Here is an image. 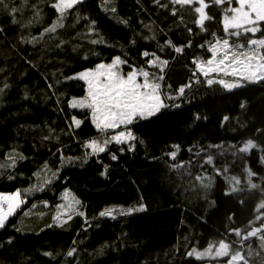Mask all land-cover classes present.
I'll list each match as a JSON object with an SVG mask.
<instances>
[{
	"label": "trees",
	"instance_id": "1",
	"mask_svg": "<svg viewBox=\"0 0 264 264\" xmlns=\"http://www.w3.org/2000/svg\"><path fill=\"white\" fill-rule=\"evenodd\" d=\"M54 2L0 4V192L20 189L26 199L0 229V264H228L230 256H210L222 243L231 255L240 254L239 264H264V78L227 89L208 84L193 63L211 57L216 38L251 48L249 39L264 38V22L255 37L235 38L223 32L227 3L205 0L212 19L201 31L198 3L82 0L63 28L41 36L59 18ZM13 6L20 11L12 13ZM152 53L168 61L162 71L148 64ZM116 56L127 61L120 66L124 75L133 68L148 71L168 107L118 129L133 132V150L112 142L89 155L86 142L110 139L116 130L101 131L90 109L70 107L87 87L66 78ZM174 146L175 160L168 155ZM14 151L25 159L12 168ZM61 154L72 162L62 164ZM53 172L44 191H23ZM67 189L85 215L59 227L53 217ZM141 205L142 212L99 216L106 208Z\"/></svg>",
	"mask_w": 264,
	"mask_h": 264
},
{
	"label": "snow or ice",
	"instance_id": "2",
	"mask_svg": "<svg viewBox=\"0 0 264 264\" xmlns=\"http://www.w3.org/2000/svg\"><path fill=\"white\" fill-rule=\"evenodd\" d=\"M158 4L160 0H155ZM216 5H222L227 3L228 8L224 10V15L222 18L223 32L226 36L231 35L232 37L239 38L241 36L251 34L253 37L257 33L262 31L261 23L264 22V0H235L238 5L236 7H231L233 0H213ZM82 3V0H55L50 6L55 9L58 13V20L55 21L51 27L43 29L41 36L44 33H54L58 28H63V20L66 18L69 10L73 9L74 6ZM174 5H193L198 3L199 6L195 7L194 11L198 14V19L196 20V25L201 31H205L204 25L206 21L212 19L206 13V9L209 7L205 0H171ZM0 4H3V0H0ZM5 8L8 5H4ZM20 9L17 7H11L12 13L19 12ZM115 12V9H112ZM228 13H231L229 15ZM175 9L172 15H176ZM35 18L39 19V11L35 10ZM13 23L17 21L13 20ZM95 22L89 26V31L94 30ZM231 30V31H230ZM190 31V30H189ZM213 37L216 36L215 33L212 34ZM35 40V38H33ZM102 40H93L92 43H102ZM171 44V41H168ZM248 47H256L260 53H264V38H252L247 42ZM234 47H244L243 44L234 45L230 43L228 38L223 40L216 38L215 43H212L208 48L211 53V58L207 59V63L211 64L218 56H227L233 54ZM175 52L180 53L182 51L181 47H175ZM150 53L145 51L143 56L147 57ZM155 56V53H152ZM251 58V57H250ZM258 58V57H257ZM223 62V61H221ZM126 60H122L120 56H116L112 59L111 63L105 64L101 63L96 65L95 69H89L75 74L72 77H67L66 79H79L86 84L87 94L84 98H73L69 101L70 107L73 109H90L92 122L97 129L105 131L108 129H119L121 126L130 125L136 118H148L156 113H158L162 108L168 107L163 103L160 95V83L155 80L149 79L148 71H137L133 68L126 75L122 74L120 66L126 64ZM168 61H161L158 56L155 59L149 60L148 64L150 66H159L161 71L163 70V65H166ZM197 71L205 72L206 65L204 60L193 61ZM138 76L143 77V82L138 81ZM162 80L163 77H158ZM51 87V85H49ZM7 88V85H5ZM183 92L184 89L179 90ZM3 94V89H0V95ZM73 123L76 127L81 125V121L73 117ZM136 137L132 134L130 130H121L116 134L112 135L110 140H105L102 143L96 140H91L86 142L85 147L91 149L89 155H97L106 151V147L109 143L115 142L116 144H128L129 150L134 149V145L131 141H134ZM175 151L170 152L168 155L175 160L176 155L179 151V146H174ZM124 149L122 148L121 151ZM25 157L22 154H17L15 151L8 157V167L14 168L16 166L17 160H24ZM115 160L117 157L112 156ZM71 157H64L61 154V163H71ZM5 165L0 164V168H4ZM47 168V164H45ZM58 171V170H57ZM106 171V168H105ZM104 175L105 173H101ZM57 173L53 172L50 176L44 177L42 183L39 185H33L30 188L24 189L25 193H31L34 191H44L46 185L52 183L53 179L56 178ZM34 176L40 177V173H34ZM9 179L13 177L9 176ZM62 200L64 203L58 204L56 206L57 212L53 217L56 225L63 227L64 224L71 221L74 215L84 216L85 213L79 211L78 207L81 201L75 196L71 195L68 190L62 193ZM26 203V199H22L21 190L17 189L11 193L0 192V229H4L6 222L10 217L14 216L21 208L23 204ZM47 206V202H44ZM33 208L36 207L34 204ZM144 206L141 205L139 208H106L99 213L100 217H110L112 219L116 218V213L120 215H129L133 212L144 211ZM27 215V213H25ZM75 249L68 252L69 256H72ZM189 257L193 256V252H188ZM196 259H200L199 253L195 254Z\"/></svg>",
	"mask_w": 264,
	"mask_h": 264
},
{
	"label": "rangeland",
	"instance_id": "3",
	"mask_svg": "<svg viewBox=\"0 0 264 264\" xmlns=\"http://www.w3.org/2000/svg\"><path fill=\"white\" fill-rule=\"evenodd\" d=\"M198 6H199V4H198ZM206 13H207V11H206ZM229 15H231V13ZM221 61H223V62H221ZM204 63L206 65L205 72L207 74H204V72H201V71L200 72L204 76L206 82L208 84L219 83L227 89H234V88H237V87H239V86H241L247 82L258 81V80L264 78V54L260 53L256 47H251L249 49H237L234 47L233 48V54L227 56V58H225L224 56H218L215 60L212 61L211 64H208L207 61ZM105 64H108V63H105ZM92 69H95V68H92ZM87 70H89V69H87ZM83 71H85V70H83ZM137 71H139V70H137ZM80 72H82V71H80ZM80 72H78V73H80ZM149 79L154 80L151 77H149ZM138 81L143 82V77L138 76ZM160 95H161L163 103L166 104L161 92H160ZM84 97H81V98H84ZM78 99H80V98H78ZM108 130H116L114 133L111 134V136L116 134L118 131H121L118 129H108ZM108 130H105V132ZM132 134H133V132H132ZM102 137L103 138L96 139V141L102 143L105 140H110V139H106L104 136H102ZM68 191H70V190H68ZM21 197H22V195H21ZM62 203H64V201H62ZM77 207H78L79 211L82 212L81 204ZM261 224H262L261 227L264 228V221ZM196 253H199L200 256H202V254L199 251H194V254H196ZM210 256H214L216 258L230 256L228 264H239V262L241 260L240 254H235V255L230 254L228 245L225 243H222L221 246L218 247L215 251H213V254Z\"/></svg>",
	"mask_w": 264,
	"mask_h": 264
}]
</instances>
